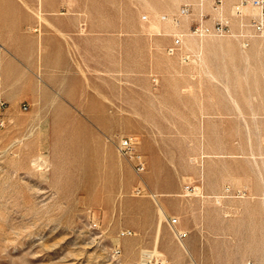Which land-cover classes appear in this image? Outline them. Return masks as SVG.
<instances>
[{
  "label": "rangeland",
  "instance_id": "rangeland-1",
  "mask_svg": "<svg viewBox=\"0 0 264 264\" xmlns=\"http://www.w3.org/2000/svg\"><path fill=\"white\" fill-rule=\"evenodd\" d=\"M200 1L0 0V264H264L259 11Z\"/></svg>",
  "mask_w": 264,
  "mask_h": 264
},
{
  "label": "built area",
  "instance_id": "built-area-1",
  "mask_svg": "<svg viewBox=\"0 0 264 264\" xmlns=\"http://www.w3.org/2000/svg\"><path fill=\"white\" fill-rule=\"evenodd\" d=\"M215 7H220L224 4L225 0H211ZM243 4L251 3L252 5L256 6L259 9V13L255 16H252L250 19L251 27L259 34L264 33V0H242ZM183 13H188L190 9L188 7L182 8ZM210 31H216L224 34H228L231 32V25L228 20H220L217 21L214 27L211 29L208 26L200 25L195 29L196 33H207ZM181 39L177 38L173 44L169 47V52L174 53L178 46L181 44ZM137 138L134 136H126L122 137L119 144L118 150L121 155L127 158L130 163L132 164L133 168L141 173L146 168V161L145 158L137 151ZM179 223L178 217H171L169 219V224L171 227H176ZM135 232L132 229H122L119 232V237H129L133 236ZM178 237H183L182 232H176ZM121 252V248L119 245L114 246L113 253L119 254ZM140 264H161L160 260L154 256H144L141 258Z\"/></svg>",
  "mask_w": 264,
  "mask_h": 264
},
{
  "label": "bare ground",
  "instance_id": "bare-ground-1",
  "mask_svg": "<svg viewBox=\"0 0 264 264\" xmlns=\"http://www.w3.org/2000/svg\"><path fill=\"white\" fill-rule=\"evenodd\" d=\"M205 3H204V0H201L200 1V6H202V7H206L207 6V8L209 7V5L210 4H206L205 6ZM210 8V7H209ZM249 8L251 9H253L254 11H259V9L256 7V6H254V5H245L244 6V10H246V11H248L249 10ZM251 9V10H252ZM223 10H224V4L222 5V6H220V7H216V8H212V12L213 13H215V14H218V15H222L223 14ZM251 12H253V11H251ZM259 13V12H258ZM179 23V22H178ZM240 23H241V21H240ZM180 27V26H179ZM187 28V26L186 25H183V26H181V30H183L184 31V29L183 28ZM180 29V28H179ZM174 30V29H173ZM186 34H188V32L186 31ZM264 34V33H263ZM189 36H191V34H188ZM180 36V35H179ZM189 41L191 42V44H194L195 43V38H193V37H190L189 38ZM215 79V78H214ZM217 201L218 202H221V200H220V198H218L217 199Z\"/></svg>",
  "mask_w": 264,
  "mask_h": 264
}]
</instances>
